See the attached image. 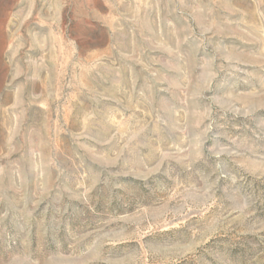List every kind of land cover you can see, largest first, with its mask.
<instances>
[{"label":"rangeland","instance_id":"obj_1","mask_svg":"<svg viewBox=\"0 0 264 264\" xmlns=\"http://www.w3.org/2000/svg\"><path fill=\"white\" fill-rule=\"evenodd\" d=\"M0 264H264V0H0Z\"/></svg>","mask_w":264,"mask_h":264}]
</instances>
